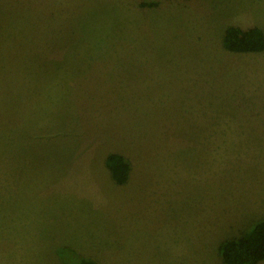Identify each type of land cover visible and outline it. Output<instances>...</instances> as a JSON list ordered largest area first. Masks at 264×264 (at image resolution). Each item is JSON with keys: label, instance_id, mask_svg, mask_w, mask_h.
Here are the masks:
<instances>
[{"label": "rangeland", "instance_id": "1", "mask_svg": "<svg viewBox=\"0 0 264 264\" xmlns=\"http://www.w3.org/2000/svg\"><path fill=\"white\" fill-rule=\"evenodd\" d=\"M145 1L0 0V264H224L264 217V49L222 44L264 0Z\"/></svg>", "mask_w": 264, "mask_h": 264}, {"label": "trees", "instance_id": "2", "mask_svg": "<svg viewBox=\"0 0 264 264\" xmlns=\"http://www.w3.org/2000/svg\"><path fill=\"white\" fill-rule=\"evenodd\" d=\"M157 1L142 2V6L152 7ZM222 44L226 49L236 52L260 51L264 49V31L258 26L242 28L229 24L225 27ZM104 160L114 182L125 184L130 174L128 159L119 152H109ZM218 252L224 264H257L264 260V217L243 234L223 239ZM81 260L80 264H97L91 258L82 257Z\"/></svg>", "mask_w": 264, "mask_h": 264}]
</instances>
